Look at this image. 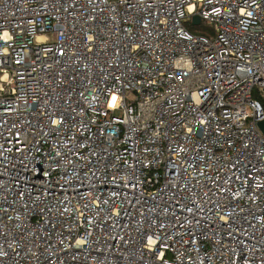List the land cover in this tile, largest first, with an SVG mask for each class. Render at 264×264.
I'll use <instances>...</instances> for the list:
<instances>
[{"label": "built area", "instance_id": "2783aa9c", "mask_svg": "<svg viewBox=\"0 0 264 264\" xmlns=\"http://www.w3.org/2000/svg\"><path fill=\"white\" fill-rule=\"evenodd\" d=\"M261 100L264 0H0V264H264Z\"/></svg>", "mask_w": 264, "mask_h": 264}, {"label": "rangeland", "instance_id": "374dc122", "mask_svg": "<svg viewBox=\"0 0 264 264\" xmlns=\"http://www.w3.org/2000/svg\"><path fill=\"white\" fill-rule=\"evenodd\" d=\"M186 26L190 31H192L193 33H196V34L207 35V34H209V32L212 31V27H211L212 25L207 24L205 22H202L198 25H194L190 21H188V22H186ZM262 101H264V100H262Z\"/></svg>", "mask_w": 264, "mask_h": 264}, {"label": "water", "instance_id": "95a60500", "mask_svg": "<svg viewBox=\"0 0 264 264\" xmlns=\"http://www.w3.org/2000/svg\"><path fill=\"white\" fill-rule=\"evenodd\" d=\"M192 24L198 25L200 23V18L196 15L191 17ZM258 127L264 135V119L258 123Z\"/></svg>", "mask_w": 264, "mask_h": 264}, {"label": "trees", "instance_id": "16d2710c", "mask_svg": "<svg viewBox=\"0 0 264 264\" xmlns=\"http://www.w3.org/2000/svg\"><path fill=\"white\" fill-rule=\"evenodd\" d=\"M261 103H262V104H263V106H264V101H262V100H261Z\"/></svg>", "mask_w": 264, "mask_h": 264}, {"label": "snow or ice", "instance_id": "6c2138e0", "mask_svg": "<svg viewBox=\"0 0 264 264\" xmlns=\"http://www.w3.org/2000/svg\"><path fill=\"white\" fill-rule=\"evenodd\" d=\"M113 99H115V98H113Z\"/></svg>", "mask_w": 264, "mask_h": 264}]
</instances>
